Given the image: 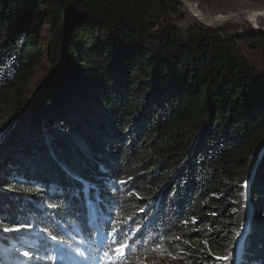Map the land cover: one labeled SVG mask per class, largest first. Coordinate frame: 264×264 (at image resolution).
I'll return each mask as SVG.
<instances>
[{
	"label": "trees",
	"instance_id": "16d2710c",
	"mask_svg": "<svg viewBox=\"0 0 264 264\" xmlns=\"http://www.w3.org/2000/svg\"><path fill=\"white\" fill-rule=\"evenodd\" d=\"M181 8L0 0V229L34 225L0 231V264L73 227L104 236L93 264H264V31L183 30ZM44 57L60 70L21 117Z\"/></svg>",
	"mask_w": 264,
	"mask_h": 264
},
{
	"label": "rangeland",
	"instance_id": "374dc122",
	"mask_svg": "<svg viewBox=\"0 0 264 264\" xmlns=\"http://www.w3.org/2000/svg\"><path fill=\"white\" fill-rule=\"evenodd\" d=\"M182 8L180 13L175 16V23L183 30H186L190 25L199 22L208 26H221L228 29L229 33H235V30L240 32L246 29H259L264 31V0H180ZM198 10L201 15H195L194 10ZM258 13L251 18V15ZM221 15L223 19L216 20L215 18ZM203 19V20H202ZM210 19V20H209ZM215 20V21H214ZM51 23L46 24L42 31V44L45 51L52 40V31H50ZM250 57L257 63L262 64L263 55L251 50L248 52ZM60 70L57 66L54 67L49 63L48 59L44 57L41 66L37 69V73L27 86L26 96L27 104L22 112L18 113L21 117L29 110L31 113L35 107L41 102V95L46 93L47 80L53 73ZM18 117L14 119L10 126L18 121ZM27 121L31 124L32 117L29 116ZM27 121L24 123L26 124ZM25 129V128H23ZM31 259L28 258V262ZM14 264H21L15 261Z\"/></svg>",
	"mask_w": 264,
	"mask_h": 264
},
{
	"label": "snow or ice",
	"instance_id": "6c2138e0",
	"mask_svg": "<svg viewBox=\"0 0 264 264\" xmlns=\"http://www.w3.org/2000/svg\"><path fill=\"white\" fill-rule=\"evenodd\" d=\"M25 191H33V190L32 189H25ZM193 220H195V218H193ZM33 228H34V225L32 223H30V222L26 223V224L14 223L13 226L4 227V228L0 229V231H3L5 233L11 234V233H19L21 231H30ZM41 231L46 233L52 241H57V236L53 235L51 232H49L47 228L42 229ZM113 231H114V235L116 237H120L122 229H120V230L114 229ZM133 235H135V233H133ZM131 238H132L131 236H127L126 237V239H131ZM113 243L117 245V247L115 249H113V252L121 253V258H122L123 248L127 247L128 245L122 244L120 240H116V239L113 240ZM205 243H207V241H205ZM73 251H78V250H73ZM23 255L25 257H29L30 258L32 254L29 251H25L23 253ZM79 255L83 256L84 253L83 252H79ZM105 255L107 256V255H109V253H105ZM222 258L225 259V260L228 259L227 256L222 257ZM217 259H220V257H218ZM108 264H117V262L116 261H109Z\"/></svg>",
	"mask_w": 264,
	"mask_h": 264
},
{
	"label": "bare ground",
	"instance_id": "6f19581e",
	"mask_svg": "<svg viewBox=\"0 0 264 264\" xmlns=\"http://www.w3.org/2000/svg\"><path fill=\"white\" fill-rule=\"evenodd\" d=\"M194 12H195V15H198V16H200L201 15V13L198 11V10H194ZM256 15H258V13H254V14H252L251 15V18L254 20V17L256 16ZM216 20H220V19H223L222 18V16L221 15H218L216 18H215ZM203 20V19H202ZM210 20V19H209ZM215 21V20H214ZM102 218V217H101Z\"/></svg>",
	"mask_w": 264,
	"mask_h": 264
}]
</instances>
